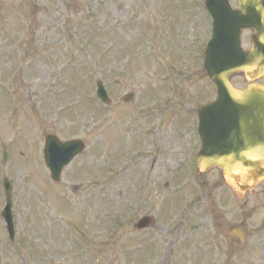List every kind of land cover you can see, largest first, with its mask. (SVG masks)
Instances as JSON below:
<instances>
[{"label": "rangeland", "instance_id": "rangeland-1", "mask_svg": "<svg viewBox=\"0 0 264 264\" xmlns=\"http://www.w3.org/2000/svg\"><path fill=\"white\" fill-rule=\"evenodd\" d=\"M203 1L0 0V209L5 202L1 180L6 177L12 184L17 243L9 245L0 219V264H198L185 260L186 244L191 258L204 256L205 264H264V182L239 198L228 188L222 190L233 201V209H225L233 223L215 235V242L209 236L216 222L212 224L207 217L202 227L201 216L192 217L191 213L189 218L195 221L201 244L195 232L190 242L193 234L186 223L169 230L157 224L139 232L130 228L132 217L145 209L146 189L150 197L154 183L186 159L185 150L191 145L193 158L185 169H196L197 122L194 125L191 116L177 109L145 118L139 107L160 99L169 90L171 98L182 85L187 103L193 97L196 107L215 96V87L200 73L201 61L195 59L191 68L183 66L192 43L197 46L210 34L211 19ZM229 2L232 8L237 7L236 0ZM183 8L187 16L181 14ZM86 16L90 18L77 20ZM169 24H173L170 31ZM249 34L245 31L241 35L245 49L250 48ZM173 35H177V44L172 42ZM100 55L103 58L99 59ZM163 58L165 64L177 68L182 59V69L171 76L167 73L163 79ZM98 80L111 99L116 96L109 108L95 96ZM231 83L241 88L247 85L241 75L233 76ZM7 90L21 101L15 116L4 97ZM128 92L134 94L131 102L118 99ZM168 103L164 102L175 106ZM151 120L159 124L146 147L158 152L154 162L137 158L130 168L122 170L123 150L136 148L137 132ZM184 122L188 128L180 130ZM46 135L62 141L77 138L86 149L67 166L59 184L48 181L40 160ZM3 147L8 158L2 164ZM150 165L155 167L143 189L139 187L141 174L144 166ZM112 171L115 175L110 177ZM102 175L96 179L101 183H92ZM208 183L214 192L224 181L217 170H209L199 174L194 184L188 183L184 192L177 193L168 184L154 208L161 206L164 214L169 213L171 205L177 207L193 191L210 188ZM216 214V219L225 215L218 209ZM240 222L248 235L243 245L227 235Z\"/></svg>", "mask_w": 264, "mask_h": 264}, {"label": "water", "instance_id": "water-1", "mask_svg": "<svg viewBox=\"0 0 264 264\" xmlns=\"http://www.w3.org/2000/svg\"><path fill=\"white\" fill-rule=\"evenodd\" d=\"M238 1L240 9L233 11L226 0H207L215 19V36L207 51L206 70L217 86L218 98L199 114L203 144L199 162L219 167L228 177L244 172L261 175L264 166V92L255 86L239 91L228 83L234 72L243 71L251 79L264 72V0ZM248 27L259 34L252 38L253 50L242 53L238 34ZM51 144L55 148L48 151ZM63 146L47 140L45 158L54 175L75 152ZM51 151L57 152L54 156L60 153L57 167L51 162Z\"/></svg>", "mask_w": 264, "mask_h": 264}]
</instances>
